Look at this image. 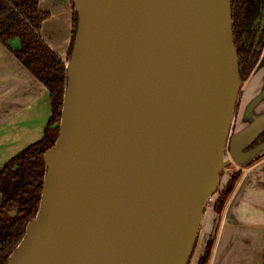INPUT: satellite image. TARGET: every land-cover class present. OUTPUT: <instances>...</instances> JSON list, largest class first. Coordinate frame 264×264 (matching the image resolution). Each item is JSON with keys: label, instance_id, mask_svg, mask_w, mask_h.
I'll return each instance as SVG.
<instances>
[{"label": "water", "instance_id": "1", "mask_svg": "<svg viewBox=\"0 0 264 264\" xmlns=\"http://www.w3.org/2000/svg\"><path fill=\"white\" fill-rule=\"evenodd\" d=\"M73 1L60 134L7 264H188L225 168L264 132L231 136L232 0Z\"/></svg>", "mask_w": 264, "mask_h": 264}, {"label": "crops", "instance_id": "2", "mask_svg": "<svg viewBox=\"0 0 264 264\" xmlns=\"http://www.w3.org/2000/svg\"><path fill=\"white\" fill-rule=\"evenodd\" d=\"M41 11L49 14L42 37L67 63L74 32L73 0H42ZM11 46L0 41V166L40 141L51 116L47 87L22 63ZM238 105L233 136L243 134L264 120V55L246 81ZM235 166L243 171L225 211L207 209L198 236V264L215 237L210 264H264V144L241 156ZM231 174L224 180L226 184ZM214 204V203H213Z\"/></svg>", "mask_w": 264, "mask_h": 264}, {"label": "trees", "instance_id": "3", "mask_svg": "<svg viewBox=\"0 0 264 264\" xmlns=\"http://www.w3.org/2000/svg\"><path fill=\"white\" fill-rule=\"evenodd\" d=\"M41 1L0 0V41L12 48L11 41L20 39V48L13 50L14 54L47 87L51 99V116L43 138L0 166V264H7L26 237L29 224L40 211L47 174L45 153L54 147L60 134L68 83L67 63L42 37V27L49 14L41 11ZM263 5L264 0H232L234 40L243 82L252 75L264 52V31L261 32L257 24ZM77 29L78 15L75 10L68 62ZM263 144L264 132L245 152ZM242 175V170L233 173L226 186L219 191L214 205L218 214L225 211ZM215 240L214 237L208 243L198 264H210Z\"/></svg>", "mask_w": 264, "mask_h": 264}, {"label": "rangeland", "instance_id": "4", "mask_svg": "<svg viewBox=\"0 0 264 264\" xmlns=\"http://www.w3.org/2000/svg\"><path fill=\"white\" fill-rule=\"evenodd\" d=\"M16 40H18L19 42H20V39H16ZM68 62V61H67ZM250 79V77L247 79V80H245L244 82H243V84H242V87H241V92H240V96H239V99H238V105H239V102H240V99H241V95H242V92H243V90H244V86H245V82L246 81H248ZM237 112H238V107H237V111H236V116H237ZM236 116H235V121H234V127L236 128V126L238 125H241L243 122H245V119H247L248 118V115H245L242 119H241V121L238 123V121L236 122ZM234 127H233V129H234ZM232 129V133H231V136H233V130ZM34 144V143H33ZM23 151V150H22ZM228 158V157H227ZM12 159V158H11ZM3 166V165H2ZM237 171H239L237 168H236V166H235V163H231L230 165H228L226 168H225V171H224V175H223V177H222V181H221V186H220V188H219V190H218V192H216L214 195H213V197H215V201H214V204L213 205H215V203H216V201H217V196H218V194H219V191L220 190H222L225 186H226V184L224 183V180L229 176V174H233V173H236ZM213 205L212 204H209L208 205V208L209 209H211L212 207H213ZM197 247V246H196ZM197 256H198V251L196 250V248L194 249V251H193V253H192V255H191V258H190V261H189V263L188 264H194L195 262H196V258H197Z\"/></svg>", "mask_w": 264, "mask_h": 264}, {"label": "flooded vegetation", "instance_id": "5", "mask_svg": "<svg viewBox=\"0 0 264 264\" xmlns=\"http://www.w3.org/2000/svg\"><path fill=\"white\" fill-rule=\"evenodd\" d=\"M263 12H264V5H263V11H262V16H261V18L258 20V22H257V24H259L260 25V31L261 32H263L264 31V26L262 25V21H263ZM257 24L255 25V26H257ZM263 55H264V52H263ZM263 55H262V58H263ZM262 58H261V60H260V62H259V64H258V66L260 65V63H261V61H262ZM257 66V67H258ZM256 67V68H257Z\"/></svg>", "mask_w": 264, "mask_h": 264}, {"label": "bare ground", "instance_id": "6", "mask_svg": "<svg viewBox=\"0 0 264 264\" xmlns=\"http://www.w3.org/2000/svg\"><path fill=\"white\" fill-rule=\"evenodd\" d=\"M214 201H215V197L212 196V198L210 199L209 204L213 205ZM110 242H111L112 245L118 246L123 241L122 240H116V241L110 240Z\"/></svg>", "mask_w": 264, "mask_h": 264}, {"label": "built area", "instance_id": "7", "mask_svg": "<svg viewBox=\"0 0 264 264\" xmlns=\"http://www.w3.org/2000/svg\"><path fill=\"white\" fill-rule=\"evenodd\" d=\"M227 157H228L227 159H232L230 153L227 154Z\"/></svg>", "mask_w": 264, "mask_h": 264}]
</instances>
